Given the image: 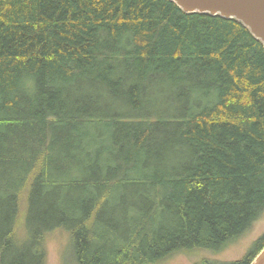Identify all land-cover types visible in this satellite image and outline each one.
<instances>
[{
	"label": "trees",
	"instance_id": "16d2710c",
	"mask_svg": "<svg viewBox=\"0 0 264 264\" xmlns=\"http://www.w3.org/2000/svg\"><path fill=\"white\" fill-rule=\"evenodd\" d=\"M261 220L264 45L244 24L170 0H0V264H46L59 230L76 264H160ZM263 248L264 231L193 264Z\"/></svg>",
	"mask_w": 264,
	"mask_h": 264
},
{
	"label": "rangeland",
	"instance_id": "374dc122",
	"mask_svg": "<svg viewBox=\"0 0 264 264\" xmlns=\"http://www.w3.org/2000/svg\"><path fill=\"white\" fill-rule=\"evenodd\" d=\"M154 98H150V102H153ZM145 113V112H144ZM2 225V224H1ZM264 231V220L258 221L252 229L240 239H237L233 244L229 245L226 249L220 252H204L201 251L195 255H187L184 253L174 254L167 258L160 264H193L200 258H211L219 261H235L240 260L251 244L258 239V237ZM22 233V230H21ZM26 241L29 242V237L25 235ZM16 247L12 249L13 253L16 251ZM46 264H76L73 257V250L70 246L69 236L65 231H55L49 235L46 242ZM10 254L8 253L7 258Z\"/></svg>",
	"mask_w": 264,
	"mask_h": 264
},
{
	"label": "water",
	"instance_id": "95a60500",
	"mask_svg": "<svg viewBox=\"0 0 264 264\" xmlns=\"http://www.w3.org/2000/svg\"><path fill=\"white\" fill-rule=\"evenodd\" d=\"M187 14H209L244 24L264 45V0H170ZM251 264H264V248Z\"/></svg>",
	"mask_w": 264,
	"mask_h": 264
}]
</instances>
